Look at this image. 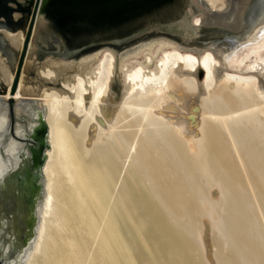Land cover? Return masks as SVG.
I'll list each match as a JSON object with an SVG mask.
<instances>
[{
  "label": "bare ground",
  "instance_id": "bare-ground-1",
  "mask_svg": "<svg viewBox=\"0 0 264 264\" xmlns=\"http://www.w3.org/2000/svg\"><path fill=\"white\" fill-rule=\"evenodd\" d=\"M191 1L199 9V14L194 18L196 25H218L236 31L235 33L239 35L233 37L239 39L231 42L232 50H236L240 44H243L242 18L251 0ZM190 12L193 10L191 9ZM41 15L39 11L29 49L37 31V22L42 21ZM3 31L13 45L22 49L26 32L10 31L6 28ZM29 52L24 66L28 62ZM97 53L99 56H97L96 63L81 64L74 78L68 81L69 83H64V87L68 90L63 88V91L59 92L55 89H44L41 94H36L35 89L25 83L22 70L18 89L13 96L11 87L16 74L0 57V74L3 77L1 80L7 85V90L0 93V152L10 159L5 165L6 168L17 165L18 158L15 155L19 154L25 145V142L15 135H7L10 128L13 127L14 134L23 137L26 126L27 131H31L37 124L38 111L43 113L48 124L46 157L38 173L42 199L37 205L38 220L35 224V233L27 248L22 251L21 263L16 260L12 264H191L183 247L180 244L178 247L175 246L171 232L162 231L160 237L162 241H157L154 237L144 234L149 221L146 222L139 217L138 209L134 204L135 198L133 202L132 196L126 189V184L122 182L119 187L117 183L114 184L116 166L114 160L111 161L110 156L103 151L102 146L109 139L117 143L119 147H123L126 135L120 129L127 119H135L134 121L139 122L137 126H139V131L143 132L145 140L154 142L153 144L160 140L163 147L167 148L163 151L164 154L166 153L164 155L161 150H158L159 146L157 149V146L152 145L153 149L155 147L161 154H156V156L167 157V154L174 156L178 165H175L178 168L177 171L173 169L174 167L170 170L173 165V159L170 160L172 156H168L169 159L167 157L168 161H172L170 166L168 164L170 162L166 164L169 167L164 165L165 161H162L165 162L162 165L167 167V171L164 170V172L172 173L175 170L176 175L168 173L169 177L173 175L175 179H182L180 180L182 184L186 181L189 183L188 186L192 187L194 195L193 191L190 195L194 197L189 195L191 198L187 199L186 196L185 205L190 204L186 200L192 199L194 212L198 213L199 217L213 218L215 216L210 226L218 233L219 243L205 244L200 241L201 249L199 250L202 263L264 264V213H241L246 208L238 210L239 213H229L228 202L234 188L230 182L233 190L231 192L228 189L229 186L225 185L224 180L217 173L218 170L213 165L206 141L211 135L210 143L216 150L221 143L227 141L226 144H229L232 151L225 149L226 151L222 153L226 155L234 151L237 155L236 161L243 168L240 169L241 165H239L238 169L243 170L241 174H245V169L250 171L251 168L248 167L246 160L251 154V158L255 156L253 153L257 152L260 144L264 142L263 140L260 142V139L264 137V30L253 41L237 51L183 46L175 39L164 38L156 44H149L130 52L125 57L126 60L121 68L117 67L121 72L123 98L116 104L111 102V83L116 72V55L110 50H102V52L100 50L89 56ZM44 62L49 64L39 73L40 79L44 81H52L59 72L74 67L72 63L74 61L65 59H48ZM199 65L205 70L201 80L194 72ZM10 97L15 99V115L28 117L26 124L16 120L11 125L8 103ZM236 102L238 106L240 105L237 109H235ZM18 109L22 110L21 113H18ZM134 124L136 122H132V125ZM219 139L226 140L220 143ZM139 144V148L142 149L141 153H149L147 150L144 151L141 140ZM151 144H146L145 147L151 148ZM226 144L224 148L228 147ZM260 149L264 155V148ZM137 150L138 147L135 151ZM216 150L213 153H216ZM152 153L148 156L145 154L146 159L155 156ZM155 159L157 158L154 157ZM213 159H216L215 155ZM261 159H259L260 162L264 158ZM248 162H251L252 167L257 166L256 163L252 164V160ZM142 164L147 166L146 163H141L137 167ZM151 164L153 169L151 165L149 169L152 172L159 171L162 166L155 161L154 164H159V168L156 169L153 162ZM131 166L132 168L136 166L134 160ZM166 167H161V170ZM261 167L264 169L263 166H260V169ZM186 169L190 171L187 172ZM260 169V172L255 173H261L258 175L260 179H263L264 172ZM5 172L0 173V177ZM138 173L142 177L143 169ZM163 175L166 179L167 173ZM227 175L229 176L228 173ZM152 176L154 177L152 173L143 175L142 181L151 192L154 190L152 185L154 182L151 183L154 179ZM159 176L157 175L158 178ZM230 178L228 179L231 180ZM163 179H160L162 183L166 181ZM260 179H254V181H260ZM155 180H157L156 184L161 182H158L157 178ZM235 181L233 182L235 189L239 190V186L236 188L239 179L236 183ZM248 181L250 182V179ZM259 181L257 182L260 183ZM178 183L177 181L175 185L177 186ZM263 184L261 186L264 189ZM184 185L187 184L184 183ZM252 185L255 186L254 183ZM175 187H173L174 190ZM186 188L187 186L183 187V189ZM165 189L163 188L162 192L170 188L165 187ZM176 190L174 192H177ZM170 191L167 193L172 194L173 192ZM187 191L186 189V195ZM215 192L218 194V199L213 196L216 195ZM179 194L182 196V193ZM152 196L156 198L158 195L153 194ZM179 196L176 199L173 193L171 196L168 195V200L169 197L172 199L175 197L179 201ZM183 196L181 199L185 198ZM234 198L233 201H236L237 198ZM242 198L245 200L244 196ZM239 199L241 201V198ZM239 199L237 201L240 203ZM165 202L168 206V201ZM247 202L250 201L241 204L244 205ZM249 204L253 205V202ZM162 205L165 207L164 204ZM181 205L184 206L182 203ZM233 205H231V210L235 206ZM251 205L244 206L251 208ZM179 208L180 206L178 209L174 208V211ZM236 208H233L232 212ZM187 213L185 214L188 218L192 211ZM223 214H227L230 226ZM191 219L181 225L184 226L181 228H185L186 230H183L185 232H190V237H194L198 242L203 226L200 224L201 220L195 226ZM176 226L180 229V222H177ZM185 235L183 237L187 236ZM94 237H98L95 254L88 261L87 244Z\"/></svg>",
  "mask_w": 264,
  "mask_h": 264
},
{
  "label": "rangeland",
  "instance_id": "rangeland-1",
  "mask_svg": "<svg viewBox=\"0 0 264 264\" xmlns=\"http://www.w3.org/2000/svg\"><path fill=\"white\" fill-rule=\"evenodd\" d=\"M0 6H1V9L3 10V12L6 13L5 16L3 15V17L8 16L6 19L7 20L6 22L8 24L10 22V24H9L10 26L9 27L7 26L8 28H10L9 30L12 31L13 30L12 27H13V28H16V30H22V31L26 32V29H27L29 21H30L32 9L34 6V0H0ZM61 8L58 9V11H56V15H55V17L57 18V23H58V25H56L57 30H55V29L53 30L51 28L50 25L52 24V21L46 15V13H44V11L41 12V14H42L41 17L44 20V22H46V25L39 27V25L42 23V21L38 20V22H37L38 23L37 24V30L40 29V30L47 32V33L48 32L53 33L58 39H60L61 45L59 44L56 53H54L53 51H50L48 49V47H49L48 44L45 42V39L42 37H39L37 35V31H36L35 37L31 43V48L29 49L30 52H29L28 62L25 64L26 67L24 66V69H23L25 83L27 85H31L35 89L36 94H41L44 89H48V90L49 89H55L59 92L63 91V88H60L59 86H56L55 84L51 85V84L47 83L46 81L40 79L41 76L39 73L44 68H47L49 66V64H47L45 62L39 61L41 52L47 53V57H46L47 59L46 60H48V59H61V58L67 60V59L74 57V55L77 52L81 51L82 49H84L90 45H94V44L101 43V42H113V43L120 44V43H123L124 41H126L127 39H129L135 35L140 34L143 31H152L154 29H158L162 32H170L173 34H177L181 37V40L176 39V38L171 37V36L168 37V35H158L157 37H153L151 39L152 41L145 43V44L127 52L122 57H120L118 59L117 67L121 68L122 64L126 60L125 57L130 52L136 51L140 48H144L146 45H149V44H152V45L156 44V42H158L160 39L172 38V39H175L178 42H180L183 46H192V45H188V44H183V42L185 40H192L195 42H199L201 44H207V45H205V47L204 46H198V47L212 48V49H216V50L237 51V50H240L241 48H243L247 43H250L251 41H253V39L256 38L261 33V31L264 30V0H251V3L248 5L246 10L244 11L243 18H242L243 19V21H242L243 22L242 32H244L245 35L243 34L244 37L242 38L243 44H240L239 48H237L236 50L235 49L232 50L231 43H229L228 41L227 42H225V41L230 38V42H232V41L238 40L239 38H237V39L234 38L233 36L235 34L229 32V31H226L222 27H220L218 25H205L204 28H200V29L193 27L192 24L194 23V20H195L194 18L196 17V15L199 14V11H197V13H195L193 15V17L190 19L188 16H186V10H185L186 2L182 1V0H156L155 3L153 5H151L149 8L142 10V12L138 16H134L133 13H122L121 14V13H116V12H114L112 14H107L108 12H105V13L91 12V14H89V13H87V8H84V7L83 8L82 7H74V10H72V9L71 10H65V9H61ZM80 8H82V9H80ZM189 10H191V8ZM9 13L12 14V17L8 15ZM8 20H9V22H8ZM0 24H2V23L0 22ZM5 24H4V27L6 28ZM249 29H250V31H248ZM239 31H241V30H239ZM235 32L236 31H234V33ZM215 45H217V46L215 47ZM194 46H196V45H194ZM206 46H208V47H206ZM19 50H20V48H15L14 50H11L7 45H4L3 42L0 41V57L5 60L6 64L8 65V67L12 71H14V69L17 65ZM100 50H101V52H102V50H104V51L110 50L111 52L114 53V55H116L115 52H117L120 54V56L125 52V51H119L118 49H115V48L112 49L109 46L103 47ZM99 53H97L96 55H93V56H89V57L84 58V59L82 58L83 60L81 59L78 62H76L74 60L76 66H75L74 62H72V63L74 65L73 69H75V70L68 69V70H73V71L64 70V71H61L58 73V74H60V76H63L61 78V83L64 85V83L71 81L74 78V74L77 71V68L81 64L91 65V64L96 63V61L98 60L97 56H99ZM1 79L3 80V77L0 74V91L2 92V90L4 89V85L1 82L2 81ZM111 91H112L111 102L114 104L120 102V100L123 98V92H122L123 87L118 88V89H113V90L111 88ZM235 105L238 106V103L236 102ZM237 106H235V109L240 107V105L238 107ZM21 111H22L21 109H18V113H21ZM134 120L135 119H133V120L127 119L123 123V125L120 129L121 131L124 132V135H126V136H124L125 137V143H124L123 147H119L117 143H115L109 139L106 142L107 146H105L106 143H104L103 144L104 146H102L103 151H105L106 154L108 156H110L111 161L114 160V163L116 166L115 176H114V184L117 183L118 187L121 185L122 182H124L126 184V189L128 190V192L132 196L133 202H134V198H135L136 203L134 202V204H135L136 208L138 209V212H139L138 214L140 215L139 217L143 218L146 222L149 221V223H147V229H146V231H144V234H146L150 237H154L155 240H157V241H162L163 239H160V237L162 236V233L165 231H168V233L171 232V234H172L171 236H173L172 240H173L175 246L178 247L180 244L181 247H183L184 253L186 251L185 254L188 257L190 263L191 264H203L201 261V255H200V250H199V249H201L200 248L201 242H203L205 244H207V243L214 244V242L219 243L218 233L216 231H213L211 229V226H210L211 222L213 221L212 219L215 216L213 218L212 217L208 218V216L199 217V214L194 212V207H193L194 201H192V199H190L188 201L186 200V202L187 203L190 202V204L188 203V206L185 205L186 196L188 199V198H191L190 196L194 195V191L191 189L192 187L188 186L189 183L188 182L186 183V181H184V183L187 185H184V183L182 184V182H180V180L182 181V179H175V178H173V175H170V177H169V174L176 173L175 170L173 172L171 171L172 173H169L170 171L166 172L167 167H169L172 163V161L170 162V160H172V159H173V163H172L173 165L170 167L171 169L168 168V170L169 169L170 170L176 169V171L178 170V168L175 166V165H177L176 159H174L173 158L174 156H172L171 154L166 155L167 157L172 156L169 161L167 160V157H164V155L166 153L164 154L163 151H166L165 149H167V148H165V146L163 147L160 140H157L158 142L156 141L155 144H153L154 142L152 143V142L145 140L143 135H142L143 132L139 131V126H137V124L139 122L134 121ZM132 122L133 123L136 122V124L132 125ZM209 127H211L210 124H209ZM211 137L212 136L209 135L208 139L206 141H207V147L209 148L210 157H212L211 159H212L213 165L216 166L215 168L218 170L217 173L220 174L219 176L221 177L222 180H224L225 185L227 184L226 186H229L228 189L230 191L232 190L231 183H232L233 188H234L233 189L234 191L232 190L233 193H231L232 198L230 196V200L228 202L229 203L228 204V210L230 211L229 213H239L238 210L241 211V210H244V208H246V210H244L245 212L241 211V213H248V212L249 213H251V212L252 213H264V207H263L264 206V189L262 188L263 186H261L264 183V180H263L264 178H263V176H261L263 179L259 178V175L261 173H255V172L259 171L260 166L264 167V165H263L264 159L261 162L259 161V159L264 158V155L260 151L261 150L260 148H262V150L264 148L263 147L264 146V142H263L264 137H262L260 139L261 140L260 142H263L262 145L260 144V146H259V143L257 142L259 147L257 149V152L253 153V154H255V156L253 155V157L251 158V156H252V154H251L250 158H248L246 160L247 164L249 165V166L248 165L247 166L249 168L253 169L252 172H251V169H250V171L245 169L244 172H245L246 176L244 173H242L243 174V176H242L241 171H243V170L240 171L238 169L239 165H241V164H239L236 161L237 155L234 151L231 153H228L226 155L223 154L224 151H226L225 149H228V150L230 149L229 144H226L227 141L226 142L224 141L226 139H221V140L219 139L220 143H221V141L222 142L224 141V142H223V144L222 143L220 144L221 148L219 147L216 150V148H214L212 146V144L210 143ZM126 138H128V139H126ZM136 140H137V142H136ZM140 140H141V146L143 144V147L145 148L144 149L142 147L144 149V151H146V150H147V152L149 151V153L145 152V154H147V156H148V155H150L151 152H153L152 155L154 154L155 156H151V157H148L150 159H148V158L146 159L147 156L144 154V152L141 153L142 149H141V147L139 148ZM149 143L150 144L152 143L151 144L152 149L149 146H147V147L150 148L152 151L150 149L148 150V148L145 147L146 144L150 145ZM156 143L158 145H156ZM125 144H127V145L125 146ZM225 144L228 145V147L224 148ZM134 145H136L135 148L133 147ZM152 145L157 146V149L159 146L158 150H161V153L163 152V154H164V155H162L163 157L162 156H156V154H158V155H161V154H159L160 152L155 147L153 149ZM136 147H138L137 152L135 151ZM210 149H212V150H210ZM215 150H216L217 154L215 152L213 153V151H215ZM219 150H223V151H219ZM131 151H133V152H131ZM230 151H232V150L230 149ZM243 151L245 152V150H243ZM110 152H111V154H110ZM134 152H136V154ZM211 153H213V155ZM256 153L259 154V156L261 155L260 158H259V156H257ZM263 153H264V150H263ZM142 154L144 156H142ZM138 155L139 156L141 155V156L139 157ZM214 155L216 157L215 160L213 159ZM111 156H113V157H111ZM134 156L135 157L137 156L136 157L137 159ZM142 157L145 159L143 160ZM152 157H153V159H152ZM154 157H156L159 161H161V162L165 161L166 163L165 162L161 163L159 161L157 162V159L154 160ZM160 157H162V158H160ZM169 157H168V159H169ZM164 158H166V159L164 160ZM221 159H223V160H221ZM250 159L252 160V164L254 165L256 163L258 167L256 165H254L252 167L250 165L251 162H248V161H251ZM255 159H257L256 162H255ZM24 160H25V158L23 160H20L19 165H21V163H23ZM133 160L135 161L136 166L132 168L131 164H132ZM150 160L153 162V164L155 161H156V163H159L160 165H162L164 163H165L164 165H166L168 162H170V163H168L169 166L166 165L167 166L166 167V166L162 165V166H160V168L158 167L159 164L158 165L154 164L156 166V167L155 166L154 167L156 169L159 168V171L162 169L161 167H166V168H164L160 172L158 170H156V171L154 170L152 172L151 169H149L150 167L153 169L152 164H151L152 162ZM141 161H143V162H141ZM174 162H176V163H174ZM232 162H233V165H232ZM137 163H139L140 165H141V163H144V164L146 163L147 166L144 165L145 166L144 167L142 164V166L137 167L139 165ZM225 164L229 168H227ZM224 166L226 168H224ZM172 167H174V168L172 169ZM233 167H235L236 169ZM255 167H257L256 170H255ZM241 168H242V165L240 166V169ZM249 168H247V169H249ZM141 169H143V175L144 176H146L148 174L151 175V173H152V175H154V177L152 176L154 179L151 182V183H153V182L155 183V184L154 183L152 184L153 189H154L153 192H151L149 190V188H147L143 185V183H142L143 175L141 177L138 173V171ZM164 170H166V171L164 172ZM260 170L262 172H264V169H262V167ZM186 171L189 172L190 170L186 169ZM247 171L250 173H248ZM155 172H157V174H155ZM162 172L167 173V175H165V177H167L166 179L164 178V175ZM253 172H254V174H253ZM227 173L229 174V176L227 175ZM157 175L158 176L161 175V176H159V178H158ZM174 175H176V174H174ZM250 175L253 177L251 178ZM257 175H258V177H257ZM230 176H231V178H230ZM152 177H151V179H152ZM243 177H245V178L243 179ZM255 177H257V178H255ZM156 178L159 179L158 182L161 181L163 178L166 181H164L163 183L161 181V182L156 184V181H157V180H155ZM228 178H230L231 180H229ZM232 178H233V180H232ZM236 178H237V180L239 179V182H237V180L235 181ZM174 179L176 181L175 184L178 181L180 184H182V186L179 183H178L179 185L177 184V186H176L173 182ZM245 179H246V181H245ZM248 179H250V182L248 181ZM254 179L255 180L260 179L261 182L259 180H257L260 182V183H258L257 181H254ZM240 180H242V182H240ZM234 181H235V183L237 182L236 188H238V186H239V190L235 189V184H233ZM165 182H166L167 186L166 185L164 186ZM256 182H257V184H256ZM161 183L163 186L161 185ZM228 183H230V185ZM252 183H254L255 186H253ZM159 184L161 185L162 190H163V188H164V190H166L165 187H167V189L170 188L168 191L171 190L174 193V195H176V197H177L176 199H178V196L180 195L179 193H182V196L185 195V196H183V198L184 197L185 198L181 199L182 196L180 195L179 197L182 200L181 201L179 199V201H181L180 203L178 200L175 199V197H173L174 199H172V197L171 198L169 197V200H168V195L171 196L173 193L169 194V193H167L168 191L162 192ZM190 185L192 186L194 184H190ZM186 186H187L186 189L188 190L187 195H186V189H183V187L185 188ZM173 187H175V190L178 189L180 192L178 190H176L177 192H174L175 190ZM230 187H231V189H230ZM241 187L243 190L241 189ZM150 188H151V184H150ZM154 191H155V193H154ZM191 191H193L192 192L193 195H190V194H192ZM177 193H178V195H177ZM216 193L217 192H215L214 194H216ZM238 193H239V195H238ZM153 194L155 196L157 194L158 195L157 197H159V198L153 197L152 196ZM213 196L216 197L215 199H218V194L213 195ZM242 196L245 197V200L242 198ZM246 196H247V198H246ZM248 196L250 198H248ZM234 197L237 198V200L239 198H241V201L239 199L240 203L237 200L236 201L234 200L235 201V203H234V201H233ZM193 200H194V198H193ZM165 201H168V203H169L168 206H167V204L165 205V203H167ZM246 201L253 202L254 206L249 204L250 202H247L246 204H244ZM191 202H193V204ZM237 202L240 204V205L238 204L239 206L237 205ZM242 202H244L243 203L244 205H246V206L248 205V207L251 205V208H248V207L242 205L241 204ZM181 203L184 204V206L181 205ZM136 204H138V206H140L141 208L138 207ZM162 204H164L165 207ZM231 205L234 206V207H232V210H233V208H236L238 206L237 207L238 209L236 208L237 212L235 209H234L235 212L234 211L232 212ZM179 206H180L179 210H176V209H178ZM182 206H183V208H182ZM185 206L188 207L187 208L188 211L186 210ZM167 207H168V209H166ZM163 208H164V210H163ZM174 208H176L175 211H174ZM165 209L167 212L165 211ZM185 210H186V212H188L187 214H189L192 211V213H190V216H189L190 218L189 217L187 218V216L185 214L186 213ZM164 211H165V213H164ZM169 211L171 212L172 215L170 214ZM179 211L180 212L182 211L181 212L182 216L180 215ZM166 214H170V216L169 215L166 216ZM177 215H179V216L177 217ZM174 216L177 219H175ZM183 216L186 218H182ZM197 216L199 218H197ZM172 217H174V219H171ZM195 217L197 219H195ZM224 217L226 219L227 224H229V226H230V221H229V218H227L228 217L227 214L224 215ZM25 218H26V223H27L26 230H27V233H29L30 225H28V221H27V220H29V218H28V216ZM190 219H191L192 223L195 224V226H196V224H199L200 220H201L200 224L203 226V230H202L203 232H202L201 238L198 240V242H197V239H195L194 237H192V236H191L192 238L190 237V235H191V234H189L190 232H188V231L185 232L183 230H186V229L181 228V227H184L181 225L186 224L188 222V220L190 221ZM194 219L196 221H194ZM171 220H172V223H171ZM180 220H182V221H180ZM15 221H16L15 220V214H12L10 216V218H7L4 214L0 213V258H3V260H2L3 264H8V263L12 264L14 261H16V256L18 255V252H19V250L16 248L15 244L13 243V242L18 240L17 239V226H16ZM177 222L178 223L180 222V229H179V227L176 226ZM171 224L174 226H172ZM148 227H149V230H148ZM169 230H171V231H169ZM174 231L178 232V234H175L176 232L174 233ZM180 233H181V235H180ZM185 234L187 236L188 235L189 236L187 237ZM178 235H180L182 237H183V235H185L186 237L181 238ZM216 236L218 239L216 238ZM178 237H179V240H178ZM191 239H193V240H191ZM97 240H98V237H94L87 244V260L88 261L91 260V258L95 254ZM3 243H4V245L2 247ZM19 246H18V248H20ZM171 250H172V248H171ZM9 257H13V258L7 259Z\"/></svg>",
  "mask_w": 264,
  "mask_h": 264
},
{
  "label": "water",
  "instance_id": "water-1",
  "mask_svg": "<svg viewBox=\"0 0 264 264\" xmlns=\"http://www.w3.org/2000/svg\"><path fill=\"white\" fill-rule=\"evenodd\" d=\"M156 0H34V6L32 9L30 21L28 24V27L26 29V38L23 44L22 49L19 50V56L17 65L14 69L15 71V79L13 82V85L11 87V94H13L18 89L19 79L21 76V72L23 70V66L25 63V59L27 57V54L29 52V45L31 42V39L33 38V31L37 19L38 12L46 13V15L51 19L52 24L50 25L51 28L54 30H57V18L55 17L56 11L58 9H65V10H74V7H84L87 8V13L91 14V12H100L107 14H112L114 12L116 13H133L134 16H138L142 10H145L149 8L151 5L155 3ZM186 2V16H188L190 19L193 17L197 11H199L198 7L191 1V0H182ZM6 2V1H5ZM190 5V6H189ZM80 8V9H82ZM192 9L193 12H190L189 9ZM6 13L3 12L0 6V41L3 42L4 45H7L11 50H14L17 48L15 45H13L10 42L9 37L6 35V33L3 31L5 29L4 24L6 25L7 29L10 25L6 22L7 17L5 16ZM9 16L12 17V14L9 13ZM46 25V22L42 19V23L39 25V27H42ZM193 27L200 29L204 28L205 25H196L192 24ZM8 26V27H7ZM221 27V26H220ZM223 28V27H222ZM251 28V27H250ZM13 31H16V28H13ZM225 29V28H223ZM226 31H229L235 35H239L238 33H234V31L225 29ZM250 31V29L248 30ZM37 35L39 37H42L45 39V42L48 44V49L50 51H53L56 53L59 44L61 45L60 39H58L53 33L51 32H44L40 29L37 30ZM158 35H168L171 37H174L176 39L181 40V37L177 34H173L170 32H162L158 29H154L152 31H143L138 35H135L123 43L117 44L113 42H101L94 45H90L81 51L77 52L74 57L67 59L71 61L78 62L82 58L89 56L91 54H94L98 51H100L101 48L109 46L112 49H118L119 51H125L121 56L119 53H116V72L113 77V81L111 83V88L118 89L122 88V79H121V72L117 68L118 59L125 55L127 52L145 44L150 41L153 37H157ZM144 41V42H143ZM230 42V38L226 40L225 42ZM183 44L188 45H196V46H205L207 44H201L199 42H195L192 40H185ZM217 46V45H215ZM45 47V46H44ZM47 53L41 52L40 54V62H44L47 58ZM63 59V58H61ZM194 72L198 76V78L201 80L204 76L205 70L204 68L199 65ZM63 76H60V74H57L56 78H54L52 81L46 80L49 84H55L56 86L62 87L65 90H68L64 87V85L61 83V78ZM4 85V89L0 93H4L7 90V85L4 83V81H1ZM9 103V111H10V118H11V125L14 124L16 120L23 122L26 124L28 117L24 115L16 116L15 115V99L14 97H10L8 99ZM37 124L31 131H27V126L25 127L24 135L23 137L17 136L14 134L13 127L10 128V131L7 135H15L17 138L25 142V145L23 148H21V151L19 154H16V158H18V163L16 166H12L8 171H6L2 177H0L1 183H0V213H3L7 218H10V214H14L12 212L18 210L19 213L26 219L25 217L28 216L29 220L28 225H30V231L27 235V239L23 242L21 247L18 249V255L16 256L17 262L21 263V255L23 254V250L27 248L28 244L32 241L33 235L35 233V224L38 220V211H37V205L42 199V192H41V184L39 183V170L41 166L44 163L46 153L45 149L48 147L47 142V128L48 124L46 119L44 118V115L41 111H38V114L36 116ZM23 161L22 165H19L20 160ZM4 244H2L3 247ZM3 258H0V264H3L2 262Z\"/></svg>",
  "mask_w": 264,
  "mask_h": 264
},
{
  "label": "flooded vegetation",
  "instance_id": "flooded-vegetation-1",
  "mask_svg": "<svg viewBox=\"0 0 264 264\" xmlns=\"http://www.w3.org/2000/svg\"><path fill=\"white\" fill-rule=\"evenodd\" d=\"M23 147H24V145H23ZM0 154H1L0 155L1 156L0 157L1 158V160H0V173L2 174L3 172H5L8 169H10L12 166L10 168H6L5 165L8 163V161L10 159H8L9 157H4L1 152H0ZM22 164L23 163H21V165ZM0 183H1V180H0ZM12 213L15 214V220H16L15 222H16V226H17V239H18L17 241H15L13 243L15 244L16 248L19 249L18 246L20 245L19 247H21L23 242L27 239V235H28L27 230H26L27 223H26V219H24V217H22V215L19 213L18 210L14 211ZM11 215L12 214H10V216Z\"/></svg>",
  "mask_w": 264,
  "mask_h": 264
}]
</instances>
